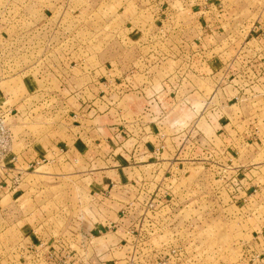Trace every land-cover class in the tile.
Returning <instances> with one entry per match:
<instances>
[{
	"label": "rangeland",
	"instance_id": "1",
	"mask_svg": "<svg viewBox=\"0 0 264 264\" xmlns=\"http://www.w3.org/2000/svg\"><path fill=\"white\" fill-rule=\"evenodd\" d=\"M258 6H264V1L0 0V110L4 106L13 111L7 125L11 124L15 150L19 134L24 131L34 137L32 141L28 138V144L43 137V143L51 142L53 148V143L65 139L64 128L72 125L70 120L45 115L52 112L48 110L52 102L40 106L42 109L34 111L38 115L33 113L29 118L25 107H20L25 119L21 125L17 126L16 117H12L23 100L30 105L48 99L51 95L46 86L57 84L56 75L67 72L73 89L91 85L89 99L98 89L104 91L107 102L117 101L126 94H121L119 84L136 76V85H142L147 80L138 73L155 71L152 67L159 59L176 55L185 43L205 35L209 30L207 20L213 15L223 22L226 17L222 19V11L232 19L238 10L253 11ZM123 88L127 91L126 84ZM152 90L147 88L145 93L152 94ZM202 94L196 100L209 101L211 91ZM227 94L220 91L215 99L223 101ZM173 98L185 99L180 94ZM185 110L182 116L189 114L185 118L191 119L193 114ZM192 122L182 120L173 127L168 124L167 132L183 131L180 142L189 147V152H196L194 147L199 146L215 151V156L208 159L199 150L193 161L199 168L178 175L176 187L163 190L167 193L160 201L166 202L159 208L164 211L158 214L162 219L152 230H148L149 222L139 229L131 228V236L126 238L130 246L123 250L125 264H264V141L253 139L248 141L251 146H246L237 139L234 145L216 134L219 122L212 128L204 120ZM135 128L144 137L148 136L145 129L148 134L156 132L142 125ZM226 146L234 147L228 158L232 166L221 153ZM28 181L24 198L10 195L0 199V247L5 251L23 240V228L37 226L40 220L53 215L50 190L38 186L43 182L50 186L48 182L39 177ZM84 200L89 202V197ZM53 220L59 230L64 229L66 220ZM114 256L120 258L123 254L118 251Z\"/></svg>",
	"mask_w": 264,
	"mask_h": 264
},
{
	"label": "crops",
	"instance_id": "2",
	"mask_svg": "<svg viewBox=\"0 0 264 264\" xmlns=\"http://www.w3.org/2000/svg\"><path fill=\"white\" fill-rule=\"evenodd\" d=\"M222 12V19L226 17L223 22L213 15L207 20L209 30L205 35L185 43L176 55L159 59L152 67L155 71L138 73L147 80L142 85H136V76L119 84L121 94H126L117 101L107 102L104 91L98 89L89 99L92 86L71 88L64 71L56 75V85L46 86L51 95L48 99L30 105L23 100L16 107L17 114L12 117H16L17 126L25 121L20 107H25L29 118L46 102H52L48 107L53 105L46 116L70 120L72 126L64 128L65 139L53 143V148L51 142L43 143V137L28 144V138L32 141L34 137L24 131L19 134L16 151L12 136L15 160L0 168V199L10 195L24 198L29 178L39 177L50 185L41 182L38 186L50 190L54 207L50 211L53 217L23 228V240L10 251L0 247L1 264L8 260V264L127 263L123 250L130 246L126 238L131 236V228L139 229L149 222L148 230H152L162 219L158 214L164 211L159 208L166 202L160 201L167 193L163 190L175 188L178 175L199 168L193 162L199 150L208 159L215 156V151L199 146L194 147L196 152H189V147L180 142L183 131L168 133V124L173 127L182 120H204L211 127L219 122L216 134L224 141L235 145V140H243L246 146H251L248 141L253 139L264 141V6L238 10L232 19L226 16L228 12ZM147 88L154 89L152 94L145 93ZM207 90L211 91L209 101L198 102L196 99ZM220 91L230 95L218 102L215 97ZM178 94L185 99H174ZM187 108L193 114L191 119L185 118L189 114L182 116ZM137 125L156 132L148 134L145 129L148 136H141ZM227 147L221 153L228 159L234 147ZM228 163L233 164L230 159ZM88 197L90 203L84 200ZM57 217L67 221L63 230L55 225L53 219ZM118 251L123 257L114 256Z\"/></svg>",
	"mask_w": 264,
	"mask_h": 264
},
{
	"label": "built area",
	"instance_id": "3",
	"mask_svg": "<svg viewBox=\"0 0 264 264\" xmlns=\"http://www.w3.org/2000/svg\"><path fill=\"white\" fill-rule=\"evenodd\" d=\"M13 113L10 109H4L1 107L0 110V168L1 166L7 167V164L13 162L15 157L9 148V142L12 139L9 126L7 125L8 116ZM4 167V168H5ZM134 234V233H133ZM176 253V251H174Z\"/></svg>",
	"mask_w": 264,
	"mask_h": 264
}]
</instances>
